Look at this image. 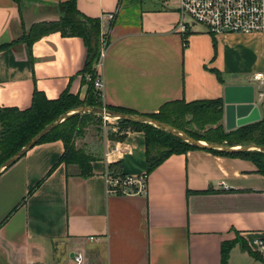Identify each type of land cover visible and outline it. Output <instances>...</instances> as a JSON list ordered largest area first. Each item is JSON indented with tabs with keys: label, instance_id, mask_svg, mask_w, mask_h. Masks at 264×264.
<instances>
[{
	"label": "crops",
	"instance_id": "1",
	"mask_svg": "<svg viewBox=\"0 0 264 264\" xmlns=\"http://www.w3.org/2000/svg\"><path fill=\"white\" fill-rule=\"evenodd\" d=\"M65 1L0 0V46L10 44L0 50V108H29L34 90L49 100L65 90L86 98L80 38L51 33L30 46L14 43L33 24L57 21ZM76 8L100 19V34L115 13L97 68L103 106L150 116L172 101L220 99L225 128V90L252 87L262 118L264 34L215 37L193 24L181 34L173 0H77ZM226 48L245 49L250 64L236 66ZM123 133L122 140H75L92 158L88 177L75 165L49 173L61 141L35 145L0 175V264H67L78 253L85 264H222L227 242L234 243L225 264H264L253 245L264 238V179L251 161L174 154L146 176L144 193L113 195L107 177L139 178L147 169L143 132Z\"/></svg>",
	"mask_w": 264,
	"mask_h": 264
},
{
	"label": "trees",
	"instance_id": "2",
	"mask_svg": "<svg viewBox=\"0 0 264 264\" xmlns=\"http://www.w3.org/2000/svg\"><path fill=\"white\" fill-rule=\"evenodd\" d=\"M18 3V0H13ZM77 0H68L59 3L56 7L59 19L55 22H42L33 24L19 40L30 46L33 42L51 33H59L61 37H78L83 41L86 49V58L81 70L83 80L87 85V96L79 100L77 96L65 90L57 99L49 100L42 92L33 91L29 108L19 110L17 108H0V165L18 152L34 135L45 126L53 122L62 114L81 106L106 108L111 111L132 114L124 110L103 106L93 87L95 64L100 52V19H92L81 14L76 8ZM115 13H113L114 15ZM10 44L0 46V50L9 47ZM91 79L88 81L85 76ZM222 101L200 100L190 103L184 101H172L164 104L157 114L148 117L167 124L187 134L189 137L208 144H219L226 147H238L252 144L264 147V107L262 118L254 123L247 124L231 131H226L221 124ZM101 118L92 113L75 115L54 128L36 145L52 141H61L64 151L58 162L49 173L58 165L66 168L75 165L81 177L91 175L90 163L92 158L82 149L75 147V139L82 133L80 124L86 118ZM121 127L118 135L111 139L122 140L126 129L143 132L145 136L147 176L166 158L174 154H183L187 151L198 150L181 139L174 137L150 125H140L117 120ZM191 127L195 128L192 129ZM213 155L241 158L249 160L256 168V172L264 179V152L238 151L234 154H225L212 150H202ZM113 178L123 179L117 175ZM40 183V182H39ZM37 184V186L39 185ZM203 193V192H200ZM24 203V200L23 202ZM21 203V204H22ZM20 204V205H21ZM234 242L224 243L221 247V263L225 264L228 252ZM242 248L247 250L243 245ZM249 251V250H247Z\"/></svg>",
	"mask_w": 264,
	"mask_h": 264
},
{
	"label": "built area",
	"instance_id": "3",
	"mask_svg": "<svg viewBox=\"0 0 264 264\" xmlns=\"http://www.w3.org/2000/svg\"><path fill=\"white\" fill-rule=\"evenodd\" d=\"M156 1L164 4L169 0ZM176 3L181 17L177 30L181 34H186L191 24L203 26L215 37L227 34H264V0H176ZM185 18L188 20L186 21ZM113 19V13L105 16L107 28L101 33L99 58L94 67L93 87L98 97H101L102 81L97 74V68L104 56L107 34ZM86 79L90 81L91 78L87 75ZM252 79L257 82L258 88L262 86V74L253 75ZM106 183L109 194H142L146 189V175L139 178L124 177L123 179L107 177ZM253 245L264 260V238L254 240ZM67 264H85L84 257L80 253L73 254Z\"/></svg>",
	"mask_w": 264,
	"mask_h": 264
},
{
	"label": "water",
	"instance_id": "4",
	"mask_svg": "<svg viewBox=\"0 0 264 264\" xmlns=\"http://www.w3.org/2000/svg\"><path fill=\"white\" fill-rule=\"evenodd\" d=\"M247 92H249V97L247 96ZM224 105V121L225 129L227 131H231L241 126L251 124L260 120L258 110L253 106L252 87L227 88L224 94ZM85 113L95 114L102 119H111L115 121L121 120L128 123L150 125L181 139L182 141L198 150H212L225 154H234L238 151L254 150L264 152V147H258L252 144L238 147H226L219 144H208L202 141H198L189 137L184 132L177 130L167 124L161 123L148 116L115 112L106 108L81 106L62 114L53 122L40 130L36 135H34L18 152H16L13 156H11L0 165V175L8 168H10L13 164H15L20 158H22L26 152L33 148L42 138H44L49 132L60 125L63 121L75 115H81Z\"/></svg>",
	"mask_w": 264,
	"mask_h": 264
},
{
	"label": "rangeland",
	"instance_id": "5",
	"mask_svg": "<svg viewBox=\"0 0 264 264\" xmlns=\"http://www.w3.org/2000/svg\"><path fill=\"white\" fill-rule=\"evenodd\" d=\"M173 2H176V0H173ZM199 27L202 26L199 25ZM101 37L102 36L100 34L99 42L101 40ZM225 51L228 57L236 58V66L244 68L250 64L249 58L246 56V54L248 55V51H246L245 49L236 48L231 50L226 48ZM239 53L241 57L238 56ZM80 126H82V133L76 139L81 140V142H83V140L86 142H90V141L95 142L103 137L113 138L116 135H118V132L121 129V127L117 125L115 120H111V119L104 120L102 118H90V117L84 119L80 124ZM191 128L195 130V128L193 127ZM81 144L82 143H80V145Z\"/></svg>",
	"mask_w": 264,
	"mask_h": 264
},
{
	"label": "bare ground",
	"instance_id": "6",
	"mask_svg": "<svg viewBox=\"0 0 264 264\" xmlns=\"http://www.w3.org/2000/svg\"><path fill=\"white\" fill-rule=\"evenodd\" d=\"M110 121V120H109Z\"/></svg>",
	"mask_w": 264,
	"mask_h": 264
}]
</instances>
